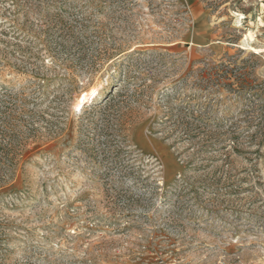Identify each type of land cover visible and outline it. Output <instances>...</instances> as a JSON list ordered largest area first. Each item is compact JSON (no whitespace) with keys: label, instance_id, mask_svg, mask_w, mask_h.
Returning a JSON list of instances; mask_svg holds the SVG:
<instances>
[{"label":"rangeland","instance_id":"rangeland-1","mask_svg":"<svg viewBox=\"0 0 264 264\" xmlns=\"http://www.w3.org/2000/svg\"><path fill=\"white\" fill-rule=\"evenodd\" d=\"M5 87L46 127L0 264H264V0H0Z\"/></svg>","mask_w":264,"mask_h":264},{"label":"trees","instance_id":"trees-1","mask_svg":"<svg viewBox=\"0 0 264 264\" xmlns=\"http://www.w3.org/2000/svg\"><path fill=\"white\" fill-rule=\"evenodd\" d=\"M61 1L65 4L67 0ZM57 20V25L61 26L60 30L63 32V38L79 49L87 48L90 36H86L88 27L84 23L82 24V21L65 22L63 15L58 16ZM45 87V85L41 86L44 90ZM43 89L38 91L37 96H35L36 93L28 95L7 87L1 89L0 189L6 188L16 181L18 165L31 152V149L38 148L45 142L42 139V130L46 126L40 125L45 122L46 114V110L41 108L42 95L45 94ZM107 122L105 119L106 124L103 128L100 127L101 132L108 130L109 124ZM97 125L95 123L96 128H98Z\"/></svg>","mask_w":264,"mask_h":264}]
</instances>
